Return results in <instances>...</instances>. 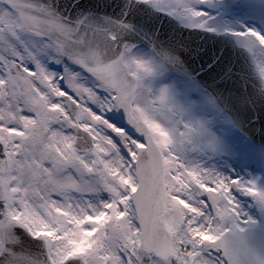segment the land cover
Wrapping results in <instances>:
<instances>
[{
	"label": "snow or ice",
	"instance_id": "obj_1",
	"mask_svg": "<svg viewBox=\"0 0 264 264\" xmlns=\"http://www.w3.org/2000/svg\"><path fill=\"white\" fill-rule=\"evenodd\" d=\"M58 3L0 0V264H264V0Z\"/></svg>",
	"mask_w": 264,
	"mask_h": 264
},
{
	"label": "rangeland",
	"instance_id": "obj_2",
	"mask_svg": "<svg viewBox=\"0 0 264 264\" xmlns=\"http://www.w3.org/2000/svg\"><path fill=\"white\" fill-rule=\"evenodd\" d=\"M253 0H240L233 4L231 11L225 14L226 18L233 19L235 21H243L246 23H255L253 16L250 12V6Z\"/></svg>",
	"mask_w": 264,
	"mask_h": 264
},
{
	"label": "water",
	"instance_id": "obj_3",
	"mask_svg": "<svg viewBox=\"0 0 264 264\" xmlns=\"http://www.w3.org/2000/svg\"><path fill=\"white\" fill-rule=\"evenodd\" d=\"M238 0H233L237 2ZM44 3H50L52 6H56V0H42ZM75 3V7L73 6ZM96 3V0H80V3H76V0H59L58 10L62 11L65 15H76L81 8V4L88 6ZM259 126L254 131L258 133Z\"/></svg>",
	"mask_w": 264,
	"mask_h": 264
}]
</instances>
